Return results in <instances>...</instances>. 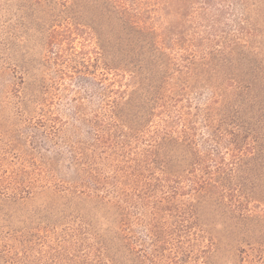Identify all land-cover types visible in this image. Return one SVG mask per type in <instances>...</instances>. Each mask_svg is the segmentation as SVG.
I'll list each match as a JSON object with an SVG mask.
<instances>
[{
  "label": "rangeland",
  "instance_id": "rangeland-1",
  "mask_svg": "<svg viewBox=\"0 0 264 264\" xmlns=\"http://www.w3.org/2000/svg\"><path fill=\"white\" fill-rule=\"evenodd\" d=\"M148 230L186 264H264V0H0V264H143L126 234L170 263Z\"/></svg>",
  "mask_w": 264,
  "mask_h": 264
},
{
  "label": "trees",
  "instance_id": "trees-1",
  "mask_svg": "<svg viewBox=\"0 0 264 264\" xmlns=\"http://www.w3.org/2000/svg\"><path fill=\"white\" fill-rule=\"evenodd\" d=\"M210 61L208 59V57H205L203 58V61L202 62H205L206 65H209L210 64ZM166 105L165 104H162L161 107H163V110L166 108L165 107ZM114 129L117 128V125L116 124H112L111 125ZM172 134V132H167L165 131L163 133V136H167V137H170ZM229 135H232V142L230 143L231 147L234 148V155H233V158H234V162H232L230 165H229V169L227 168V171H231L233 170L232 167H234L236 165V163L240 162L245 154V152H243L244 150H242V145L240 144L239 142V136L240 134L236 131L234 132H231V134ZM94 136H95V141L97 143V145H99L100 147H112L118 143L115 142V139L113 138L114 137V132H112L111 130V133L110 134H100V133H94ZM152 139H151V143L153 144H150V148L147 150L146 152V155H145V160H144V164H140L139 165V169H138V172L140 171L139 173V176H141L143 178L142 182H143V186H142V189H140V191L137 189V191H139L140 194H138V196H141V194H148L149 192H152V188L155 186L156 187V184L154 185L153 184V167L151 166L153 163H156L158 161V154H155V148H157L158 144V139L160 138V136H158V134H156V136H151ZM77 143H78V146H77ZM75 147L74 146H69V152L73 155V158L75 159V161L77 162H82L83 160L86 161L85 164H88V161L89 160H86V158L84 157V153H85V149L83 147V144L81 142H77ZM253 149V152L251 154H254L256 153V148H252ZM237 153V154H236ZM90 165V164H89ZM88 165V166H89ZM142 165V167H141ZM228 166V165H226ZM144 168L147 169V171L149 172H152L150 173V175H145L144 172H142L141 170ZM220 170L218 172L221 171V168H219ZM208 171V170H207ZM224 171V170H222ZM221 171V172H222ZM205 174H209V173H205ZM155 180H157V182L161 183L163 179L161 178H156L155 177ZM93 185H95V187H98L99 185V182L98 180H95L93 181ZM210 182V178L204 180L203 177H198V180H196L194 182V185L196 188H194L195 191L199 192V191H203L207 185L209 184ZM174 185H168V186H165V185H162L163 187V191L166 193V194H170V196H177L179 190H178V187H177V182L174 181L173 183ZM211 185V184H210ZM209 185V186H210ZM92 186H90L91 188ZM97 189V188H96ZM186 223H189L186 222ZM124 225H126V228L129 230L128 232H131L129 226H127V224L124 223ZM189 226V225H188ZM188 229V227H185ZM126 237L128 238L131 245H136V248L139 250H137V252L139 254H141L142 258V262L143 264H155L154 260L150 257V254L148 253L147 249H146V244L144 243V240L140 239V238H137L133 235L130 234V237H128V234H126ZM147 238H155L158 242H161L163 239L162 236H160V234H158V232H155V231H151V230H148L147 232ZM167 246H172V254L173 257L170 258V263L168 264H183L185 263L186 264V260L182 259V257L180 258V254H179V250H180V247L179 245L175 244L174 241H172V239L166 241V239L164 240L163 242V250L165 251L167 248Z\"/></svg>",
  "mask_w": 264,
  "mask_h": 264
}]
</instances>
